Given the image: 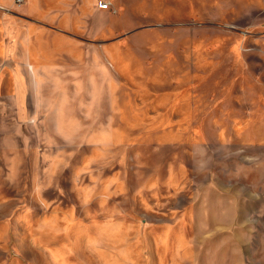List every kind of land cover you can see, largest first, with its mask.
I'll use <instances>...</instances> for the list:
<instances>
[{"label": "rangeland", "instance_id": "374dc122", "mask_svg": "<svg viewBox=\"0 0 264 264\" xmlns=\"http://www.w3.org/2000/svg\"><path fill=\"white\" fill-rule=\"evenodd\" d=\"M49 1L0 0V264H264V0Z\"/></svg>", "mask_w": 264, "mask_h": 264}, {"label": "crops", "instance_id": "0c3cea01", "mask_svg": "<svg viewBox=\"0 0 264 264\" xmlns=\"http://www.w3.org/2000/svg\"><path fill=\"white\" fill-rule=\"evenodd\" d=\"M38 4L40 1V4L42 5V3H44L45 1H49V0H37ZM67 3H66V2ZM63 0L61 2L62 5H64L65 7L68 4H71L73 0ZM49 4H52L51 1H49ZM15 6V4H13ZM23 6V4L18 5V8H21ZM0 11L4 14V17L2 19H5L7 17L10 16V8L9 6L0 3ZM64 12V11H63ZM19 16L17 17L18 19V24H21L23 21L26 20V15L24 14H18ZM68 23L73 26L72 23V19H67ZM81 22H82V27L81 29L84 30L85 29V19L84 17H81ZM35 24H33L34 26H31L30 28H28V26H22L20 27V35L17 37V41L18 43H21L22 41H25V38L32 39L34 42V44L32 45L33 47L36 46V44L38 42L41 41L42 44V39L43 38H53L56 37V33L54 34H50L52 33V29L51 28H45L44 24L39 22V21H34ZM7 25H9L10 23H6ZM10 28H12V24H10L9 26ZM57 31V30H55ZM59 32V31H57ZM22 34H25L22 37ZM60 33V32H59ZM27 35V36H26ZM53 35V36H52ZM65 36H60L62 37L61 40H65L66 37H68L67 34H64ZM47 36V37H46ZM49 36V37H48ZM72 36V35H71ZM69 38V37H68ZM4 47L8 48L7 46L3 45ZM3 46L0 47V78H4V80L1 82L2 84L5 82L9 83L11 87H13V90L16 94H18V104H23V99L24 94L27 92V86L29 87V83L27 81V78H30V74L28 72V70L26 69L25 65L26 62L25 59H17V58H13L10 57L9 59L5 58L4 62L2 60V49ZM43 46V45H41ZM85 46V45H84ZM72 57L74 58V55H66V57ZM59 58L52 56V55H46L45 57H42L40 62L41 64L39 65V67L37 68V74L35 77H39V78H45V77H66V78H70L66 75H64V73L59 72L60 68H58V63H59ZM23 68V70H22ZM1 71H7L5 73H1ZM73 78V77H71ZM41 81V80H39ZM72 84V83H71ZM21 94V96H20ZM21 99V101H20Z\"/></svg>", "mask_w": 264, "mask_h": 264}, {"label": "built area", "instance_id": "2783aa9c", "mask_svg": "<svg viewBox=\"0 0 264 264\" xmlns=\"http://www.w3.org/2000/svg\"><path fill=\"white\" fill-rule=\"evenodd\" d=\"M17 2H19L20 4H22L25 0H16ZM99 6L101 8H109L110 6V2L107 0H100L99 1Z\"/></svg>", "mask_w": 264, "mask_h": 264}, {"label": "bare ground", "instance_id": "6f19581e", "mask_svg": "<svg viewBox=\"0 0 264 264\" xmlns=\"http://www.w3.org/2000/svg\"><path fill=\"white\" fill-rule=\"evenodd\" d=\"M7 2V1H6ZM10 2H11V0H10ZM29 2V1H28ZM32 59V58H31ZM45 144V143H44Z\"/></svg>", "mask_w": 264, "mask_h": 264}]
</instances>
